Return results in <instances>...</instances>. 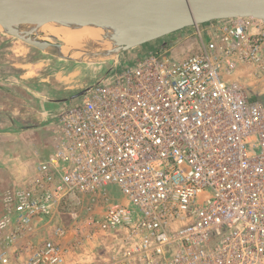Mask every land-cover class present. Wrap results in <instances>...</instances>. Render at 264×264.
<instances>
[{"label": "built area", "instance_id": "obj_1", "mask_svg": "<svg viewBox=\"0 0 264 264\" xmlns=\"http://www.w3.org/2000/svg\"><path fill=\"white\" fill-rule=\"evenodd\" d=\"M193 28L195 51L165 40L59 110L52 153L9 197L0 264H67L63 206L86 198L118 239L105 264H264V100L231 78L264 70V21Z\"/></svg>", "mask_w": 264, "mask_h": 264}, {"label": "rangeland", "instance_id": "obj_2", "mask_svg": "<svg viewBox=\"0 0 264 264\" xmlns=\"http://www.w3.org/2000/svg\"><path fill=\"white\" fill-rule=\"evenodd\" d=\"M52 32L51 28L46 29L47 35ZM178 34L179 36L168 35L150 42L151 44L147 43L111 56L90 57V54H85L87 49H91L88 44L85 45L86 47L82 46L80 53H72L73 58H63L48 50L32 47L0 28V101L7 100L5 103L9 102L6 104L8 108L14 109V106L17 107L19 93L22 92L25 98L23 107L47 103L48 109L50 108L49 118L51 117L50 121L45 120L41 125L38 123V126L33 124L31 127H34L28 137L31 139V153L26 149L24 143L26 141L22 137H18L17 141L0 139V221L10 211L9 197L29 183L39 160L50 155L46 149L53 138L52 121H55L58 110L67 103L80 101L82 93L89 84L114 64L137 62L165 40L171 41L170 46L174 48L175 55L191 53L198 48L199 40L194 35L193 26L183 29ZM46 37L43 35L42 40L61 44L62 47L66 44L56 36ZM92 49L100 51L97 46ZM260 72L261 75L254 68L241 64L240 69L231 78L243 84L252 97L264 100V70ZM24 131L25 129L21 132ZM10 145L15 148V154L18 155L15 160L4 155ZM111 190L114 189L111 187ZM63 207L59 221L69 225V228L75 227L73 239L76 240L67 264H105L110 260L116 253L118 239L114 234L101 231L89 223L94 214L102 215L104 212L102 200L86 198L85 202L80 204L72 200ZM3 233L0 229V251L8 247L3 239ZM45 236L40 234L38 238ZM12 261V264H16L15 260Z\"/></svg>", "mask_w": 264, "mask_h": 264}, {"label": "water", "instance_id": "obj_3", "mask_svg": "<svg viewBox=\"0 0 264 264\" xmlns=\"http://www.w3.org/2000/svg\"><path fill=\"white\" fill-rule=\"evenodd\" d=\"M252 17L264 21V0H0V24L23 42L60 57L73 58L61 44L19 28L25 21L60 22L68 18L103 31L109 47L91 56H111L187 27L215 20Z\"/></svg>", "mask_w": 264, "mask_h": 264}, {"label": "crops", "instance_id": "obj_4", "mask_svg": "<svg viewBox=\"0 0 264 264\" xmlns=\"http://www.w3.org/2000/svg\"><path fill=\"white\" fill-rule=\"evenodd\" d=\"M180 30L178 32H175L173 34L170 35H174L175 36H179L178 33H181ZM173 36V37H175ZM172 37V36H169ZM151 44V43H149ZM23 93H19V99L17 100V107L14 106L13 108H8V103H5L7 100L5 101H0V135H4L3 137H0V139H7L6 141L9 140H18V137H22L24 139L25 146L26 149H29L28 152H30L31 150V139H29V135L30 133L33 131L34 127L31 128L34 125L38 126L39 124L41 125V123H44V121L46 120V122L51 120V117L49 118V109H48V105L47 103L44 104H38L39 106H35V105H29V106H25L22 105V103H25V98L23 97ZM12 109V110H11ZM59 112V110H58ZM52 113V112H51ZM58 114V113H57ZM56 114V116H57ZM55 116V114H52ZM55 116V117H56ZM39 123V124H38ZM38 124V125H37ZM30 125V126H29ZM52 125H53V121H52ZM53 127V126H52ZM23 129H25L24 132H21ZM52 140V141H51ZM50 140V145H48L47 149L45 147V149L47 150V152L49 151V154L52 153L53 151V138ZM12 147V148H10ZM14 147L12 145L9 146L8 150H6L4 152V155H6L7 157L9 156L11 159H16L18 155L15 154L14 151ZM35 153V152H34ZM33 153V156H34ZM32 179V176H31ZM30 179V180H31ZM30 182V181H29Z\"/></svg>", "mask_w": 264, "mask_h": 264}, {"label": "bare ground", "instance_id": "obj_5", "mask_svg": "<svg viewBox=\"0 0 264 264\" xmlns=\"http://www.w3.org/2000/svg\"><path fill=\"white\" fill-rule=\"evenodd\" d=\"M18 27L33 32L39 39L45 38H42L43 35L47 37L49 35L56 36L61 41L66 42V44L62 47V50L65 54L70 55H72V53L76 54L75 52L80 53L82 46L88 44L91 49H87L85 54L96 52L97 48L92 49L94 46H97L98 49L101 50L103 48H108L110 45L108 42L101 41L103 35V31L101 29L82 24V21L77 22L76 25H72L68 18H63L60 22H40L38 20H30L20 23ZM0 28L4 31L3 25L0 24ZM47 28H51L53 32L47 35ZM40 35L42 36L40 37ZM68 42L70 45H68ZM83 49L85 48L83 47Z\"/></svg>", "mask_w": 264, "mask_h": 264}]
</instances>
